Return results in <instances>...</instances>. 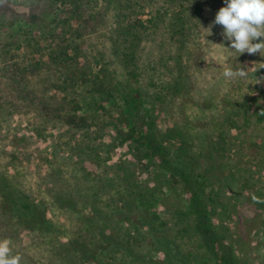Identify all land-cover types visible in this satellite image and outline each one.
Returning a JSON list of instances; mask_svg holds the SVG:
<instances>
[{"label":"rangeland","instance_id":"rangeland-1","mask_svg":"<svg viewBox=\"0 0 264 264\" xmlns=\"http://www.w3.org/2000/svg\"><path fill=\"white\" fill-rule=\"evenodd\" d=\"M223 6L222 0H0V177L45 206L60 241L74 232L91 241L80 216L95 206L142 241L160 221L169 220L170 235L173 225L191 227L192 191L183 189V171L174 178L171 157L161 164L159 150L143 154L157 144L174 154L177 144L160 137L177 127L173 137L184 136L192 148L223 140L212 160L222 170L204 182L200 196L215 212L208 226L216 241L242 236L253 245L240 264H264V57L215 46H228L222 26L205 30ZM226 68L246 74L226 79ZM195 163L205 166L203 159ZM149 193L155 203L142 199ZM59 197L76 204L69 210ZM230 208L246 217L245 225L236 226ZM7 210L0 192V239L12 241L23 264H56L57 250L43 251ZM193 232L192 241H207Z\"/></svg>","mask_w":264,"mask_h":264},{"label":"trees","instance_id":"trees-1","mask_svg":"<svg viewBox=\"0 0 264 264\" xmlns=\"http://www.w3.org/2000/svg\"><path fill=\"white\" fill-rule=\"evenodd\" d=\"M185 99H189L185 97ZM229 118L227 122L229 123ZM221 126V125H218ZM177 129L167 130L161 135V141H170L177 144L174 154L170 152L169 147L160 145H151L150 149L143 152L144 155L153 156L151 153L159 150L155 156L161 164H167V158L171 157L174 167H169L168 174L179 178L183 177V189L192 191L189 199V209L193 216V223L177 228L173 225V234H168L165 228H168L167 220L160 221L158 225H151L147 228V241H142L137 232L128 233L127 230L117 229L118 221H111V215H107L99 207H93L92 215L84 217L87 226L91 227L94 238L91 241H82L81 236L74 232L65 241H60L61 234L51 219L48 217L45 206L41 202H33L29 196L17 191L6 179L0 177V192L7 202L10 220L22 231L32 234L39 242L43 251L57 250L56 264H240L244 263L247 253L253 247L249 241H243L242 236L238 241H216V235L211 231L208 225L211 223L210 216L214 215L212 207L200 196L205 195L204 182L217 172L220 173L222 167L213 163L214 154H218L222 149L223 140L209 141V143L192 148L188 145L186 138L181 139L173 137L172 133ZM179 134V132H177ZM180 136H182L180 134ZM125 137V136H124ZM173 148V147H171ZM164 149V150H163ZM174 149V148H173ZM142 151L139 150V153ZM203 159L205 166L201 167L195 160ZM154 163V162H153ZM177 170V172H176ZM173 181V180H172ZM92 190L95 187L90 186ZM90 197L99 205H102L100 195L90 191ZM95 197V198H94ZM142 199L151 204L155 203V194L149 193L146 197L141 195ZM59 205H63L71 210L70 204H76L74 200L63 199L59 197ZM100 199V200H99ZM100 201V203H99ZM120 205L126 206L120 202ZM118 206L116 207V209ZM235 216L236 226L246 224V217L238 218V211L229 209ZM117 211V210H116ZM247 212V211H246ZM245 212V213H246ZM255 214V213H254ZM237 215V218H236ZM258 216V215H257ZM124 216L123 219H126ZM157 218V217H154ZM157 220V219H154ZM152 220H148L149 223ZM261 234L264 238V219L260 222ZM177 226V227H176ZM228 226L230 223L228 222ZM232 226V225H231ZM230 226V227H231ZM210 231H209V229ZM114 230V232H112ZM199 232L207 241H192L191 233ZM212 232V233H211ZM193 234H195L193 232ZM188 237V241L186 239ZM196 240V239H194ZM229 242V246L228 243ZM228 247L226 249L225 247ZM21 264L22 261H21ZM34 264H40L38 261Z\"/></svg>","mask_w":264,"mask_h":264},{"label":"clouds","instance_id":"clouds-1","mask_svg":"<svg viewBox=\"0 0 264 264\" xmlns=\"http://www.w3.org/2000/svg\"><path fill=\"white\" fill-rule=\"evenodd\" d=\"M221 7L215 14L212 25L207 30L211 33L214 26H222V38L227 42L215 45L224 50L239 53V56L259 54L264 57V0H222ZM231 49V50H230ZM238 56V57H239ZM246 71L226 68V79L243 76ZM21 256L13 253L12 241L0 239V264H21Z\"/></svg>","mask_w":264,"mask_h":264}]
</instances>
